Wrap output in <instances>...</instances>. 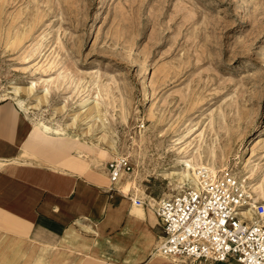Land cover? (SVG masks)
I'll list each match as a JSON object with an SVG mask.
<instances>
[{
  "label": "rangeland",
  "instance_id": "rangeland-1",
  "mask_svg": "<svg viewBox=\"0 0 264 264\" xmlns=\"http://www.w3.org/2000/svg\"><path fill=\"white\" fill-rule=\"evenodd\" d=\"M0 104L22 110L24 157L76 163L104 182L95 142L105 169L126 158V193L151 205L193 186L201 166L264 203V0H0ZM42 121L65 137L32 136ZM187 155L197 165L182 182L176 160ZM3 225L0 264L76 255Z\"/></svg>",
  "mask_w": 264,
  "mask_h": 264
},
{
  "label": "crops",
  "instance_id": "crops-1",
  "mask_svg": "<svg viewBox=\"0 0 264 264\" xmlns=\"http://www.w3.org/2000/svg\"><path fill=\"white\" fill-rule=\"evenodd\" d=\"M19 110L0 104V162L6 160L0 167V211L17 220L0 224L18 236L35 231L40 242L54 243L55 253L58 243L68 244L76 255L66 264H164L152 251L160 233L152 205L134 203L130 198L137 197L106 184L99 154L95 162L103 174L95 172L104 182L92 171L79 174L76 163L24 157L29 128ZM32 125L31 135L42 140L65 137Z\"/></svg>",
  "mask_w": 264,
  "mask_h": 264
},
{
  "label": "built area",
  "instance_id": "built-area-1",
  "mask_svg": "<svg viewBox=\"0 0 264 264\" xmlns=\"http://www.w3.org/2000/svg\"><path fill=\"white\" fill-rule=\"evenodd\" d=\"M123 156L106 162L112 187L129 170ZM197 182L155 201L160 225L154 253L177 264H264V203L228 171L201 166ZM134 203H142L130 198Z\"/></svg>",
  "mask_w": 264,
  "mask_h": 264
},
{
  "label": "bare ground",
  "instance_id": "bare-ground-1",
  "mask_svg": "<svg viewBox=\"0 0 264 264\" xmlns=\"http://www.w3.org/2000/svg\"><path fill=\"white\" fill-rule=\"evenodd\" d=\"M16 91H17V89H16ZM86 95L88 96L89 94L87 93ZM88 98H89V96L87 98H85V100H87ZM16 103L18 104L19 107L23 106L22 103H21V101L18 100L17 98H16ZM38 126H41L44 130H46L48 132H53V133H55L57 135H64V133H65V128L60 123H58V124L55 125L53 123H46V122H43L42 121V122L39 123ZM97 140H99V136H97ZM177 142H179V141H177ZM92 146H93L94 152H96V154H99L101 156H102V154H104V151L101 148L96 147L97 144L95 142H92ZM187 156L188 157H182L179 160H176V162H178L182 167H184V169L186 168L184 171L182 170V178H181V180H179V181H182V182L185 180L184 178L187 175V173L185 174L184 172L187 171L190 167H193L194 168L197 165V162L195 161V156H192V157H190L189 155H187ZM5 161L6 160L3 159L2 162H0V167L1 168H4ZM130 175H131V173L126 172V171L125 172L122 171L121 172V175L119 176L120 186L123 189V191H125V193L130 190V188H129V183H130L129 178H130ZM190 181H191L190 184H192V185L193 184H196V182H197L196 175L193 176L190 179ZM253 193L254 194L252 195L251 200H250V203L251 204H254L256 201H258V199L260 197H263L262 193H260L259 191H257L256 188L253 189ZM155 255L154 256L157 259H159L160 261H162V263H164V264H170V262L167 259H165L164 257H162V256L159 257V255H157V254H155Z\"/></svg>",
  "mask_w": 264,
  "mask_h": 264
}]
</instances>
